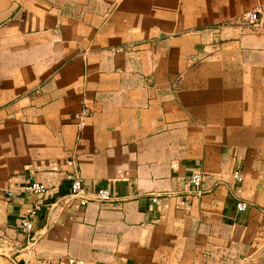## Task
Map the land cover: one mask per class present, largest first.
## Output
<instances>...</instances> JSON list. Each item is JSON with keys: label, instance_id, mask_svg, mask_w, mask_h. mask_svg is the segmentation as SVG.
<instances>
[{"label": "crops", "instance_id": "0c3cea01", "mask_svg": "<svg viewBox=\"0 0 264 264\" xmlns=\"http://www.w3.org/2000/svg\"><path fill=\"white\" fill-rule=\"evenodd\" d=\"M257 5L0 0V264H264ZM77 175L115 198L56 202ZM34 179L50 186L40 199ZM37 200L32 242L20 218Z\"/></svg>", "mask_w": 264, "mask_h": 264}, {"label": "built area", "instance_id": "2783aa9c", "mask_svg": "<svg viewBox=\"0 0 264 264\" xmlns=\"http://www.w3.org/2000/svg\"><path fill=\"white\" fill-rule=\"evenodd\" d=\"M262 19H264V10L260 5H257L256 7L252 8L251 10L247 11L245 15V20L248 24L256 25L258 24ZM130 47H135L133 43L129 44ZM123 47H113L111 48V53L115 54L117 51L122 50ZM120 71H122V68H119ZM93 115V108L90 105L89 98L86 93L83 94L82 100H81V106L78 110H76L73 113V118L75 120V123L79 128L85 127V125L88 122V119ZM203 172L197 171L190 175V181L195 186H200L203 182ZM234 176L242 181L244 178L243 172L240 170L234 171ZM24 188L40 199L41 197H44L49 193L50 186L41 181V180H29L27 183H25ZM7 194L10 196L13 194V190L8 189ZM115 198V194L107 187H99L96 190H88L86 189L84 185V179L81 175H77L70 183L69 190L60 195L56 202L61 204H70V203H78V204H87L91 201H108ZM153 201H159L160 196L159 195H152ZM180 203L182 205H187V200L181 199ZM236 206L239 210H246L249 208L250 204L248 201L241 199L238 200L236 203ZM40 207V202L37 200V202L34 204L33 208L28 212L21 216L20 222H21V228L23 231L27 233L30 240L34 242L36 240L35 234L33 233L34 230V222L32 219L33 214H35ZM69 261L75 264H80L82 261L77 260L75 258H69Z\"/></svg>", "mask_w": 264, "mask_h": 264}]
</instances>
